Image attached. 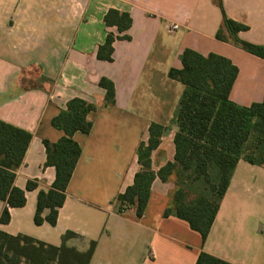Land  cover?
<instances>
[{
    "label": "crops",
    "instance_id": "0c3cea01",
    "mask_svg": "<svg viewBox=\"0 0 264 264\" xmlns=\"http://www.w3.org/2000/svg\"><path fill=\"white\" fill-rule=\"evenodd\" d=\"M221 1L225 15L247 27L238 37L264 45V0ZM110 9L130 15L126 32L106 27ZM221 23L216 0H0V120L32 134L14 180L26 203L9 208L10 221L0 231L52 246L74 232L78 237L67 246L83 251L97 243L89 264H195L201 252L231 264H264L262 166L238 161L204 242L187 222L163 216L172 180L153 181L140 218L133 209L117 213L113 204L141 170L136 152L147 143L151 123L168 127L152 153V170L173 161L171 119L185 86L168 72L182 68L186 49L223 56L237 67L233 103L249 107L264 99V60L218 40ZM109 32L128 36L114 41L110 62L96 56ZM102 77L114 85L112 105L98 84ZM73 98L96 106L87 116L92 129L73 135L81 155L56 225H36L38 192L55 179L54 167L45 166L43 141L64 135L51 120ZM29 181L35 190H26ZM4 207L0 201V215Z\"/></svg>",
    "mask_w": 264,
    "mask_h": 264
},
{
    "label": "trees",
    "instance_id": "16d2710c",
    "mask_svg": "<svg viewBox=\"0 0 264 264\" xmlns=\"http://www.w3.org/2000/svg\"><path fill=\"white\" fill-rule=\"evenodd\" d=\"M216 3L222 11L216 38L264 60V45L241 40L238 33L247 27L225 15L221 0ZM104 23L124 33L132 20L128 13L110 9L104 16ZM116 39H128V36H114L109 32L104 44L98 47L99 60H112ZM180 61L181 69L171 68L168 72L170 79L185 86L171 119L176 127L173 161L156 172L152 170V153L168 127L151 123L147 143H140L136 152L141 170L135 174L132 185L115 197L113 204L117 213L133 209L140 218L148 204L153 181L156 178L162 182L172 180L175 188L163 216L187 222L204 242L238 161L264 167V99L249 107L239 106L229 99L238 69L223 56H202L186 49ZM98 84L106 90V102L114 104L112 81L102 77ZM95 110V105L73 98L52 118L51 125L64 135L54 143L43 141L45 166L54 167L55 179L48 190L38 192L33 217L36 225L44 222L56 225L58 211L64 204L67 186L81 155L73 135L91 131L92 122L87 116ZM31 139L30 132L0 120V201L5 203L0 224L9 223V208L23 207L26 203L25 190L17 188L14 180ZM36 188L33 181L26 184L27 191ZM77 237L76 233L67 231L61 236V245L52 246L29 236H10L0 231V264H89L97 243L90 241L83 251L66 245L68 240ZM195 264L231 263L201 252Z\"/></svg>",
    "mask_w": 264,
    "mask_h": 264
},
{
    "label": "built area",
    "instance_id": "2783aa9c",
    "mask_svg": "<svg viewBox=\"0 0 264 264\" xmlns=\"http://www.w3.org/2000/svg\"><path fill=\"white\" fill-rule=\"evenodd\" d=\"M172 30H176L177 29V25H172Z\"/></svg>",
    "mask_w": 264,
    "mask_h": 264
},
{
    "label": "rangeland",
    "instance_id": "374dc122",
    "mask_svg": "<svg viewBox=\"0 0 264 264\" xmlns=\"http://www.w3.org/2000/svg\"><path fill=\"white\" fill-rule=\"evenodd\" d=\"M173 184H174V182H173ZM174 188H175V184H174ZM174 190V189H173ZM168 204H169V202H168ZM168 207V206H167Z\"/></svg>",
    "mask_w": 264,
    "mask_h": 264
}]
</instances>
